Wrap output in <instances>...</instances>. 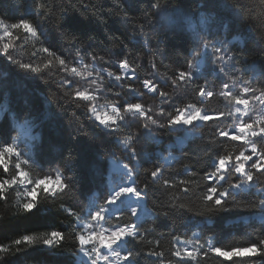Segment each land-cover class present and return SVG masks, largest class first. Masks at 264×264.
I'll return each mask as SVG.
<instances>
[{
  "label": "snow or ice",
  "instance_id": "obj_1",
  "mask_svg": "<svg viewBox=\"0 0 264 264\" xmlns=\"http://www.w3.org/2000/svg\"><path fill=\"white\" fill-rule=\"evenodd\" d=\"M205 3L200 7L205 9ZM181 7L173 0H104L97 8L92 0H79V8L90 15L77 23L92 19L105 25L106 16L122 30L123 40L108 37L110 47L64 27L78 11L73 0H29L25 13L29 18L11 23L0 18V55L39 74L45 83L55 77L58 91L49 92V102L60 112L67 109L58 101L86 102L90 118L120 145L108 148L96 141L108 176L105 183L104 172H99L103 191L88 204L63 169L30 179L29 160L15 143L0 145V202L7 204L10 192L22 189L17 215L36 208L41 194L52 200L75 197L81 204L79 209L61 206L71 218L67 231L25 234L0 243V264L38 245L72 252L75 260L70 258V264H143L147 258L151 264H200L210 255L230 264L237 260L264 264V259H254L264 258V223L254 240L230 248L201 243L195 233L192 240L183 239L180 233L170 236L165 249L160 237L166 233L145 227L157 216L169 217L175 225L177 212H194L189 206L193 200L210 215L244 210L264 221V58L258 65L256 60L249 63L242 55L248 41L243 47L233 43L241 21L245 27L258 20L264 28V8L256 13L254 5L227 0L221 7L229 9L231 17L220 19L210 12L178 14ZM48 30L73 49L70 57L47 45ZM169 35L188 40L186 49L173 48L183 58L179 66L167 50ZM258 39L264 40V34ZM29 41L33 47L29 58H17V50ZM215 99L223 107L209 108ZM24 117L30 123V113ZM67 122L79 126L77 134L91 138L87 130L81 131L83 124L74 111ZM229 141L238 142L239 148L227 150ZM76 160L71 151L65 156L66 165ZM205 165L210 166L201 171ZM69 236L72 246L64 249Z\"/></svg>",
  "mask_w": 264,
  "mask_h": 264
},
{
  "label": "trees",
  "instance_id": "obj_2",
  "mask_svg": "<svg viewBox=\"0 0 264 264\" xmlns=\"http://www.w3.org/2000/svg\"><path fill=\"white\" fill-rule=\"evenodd\" d=\"M28 2L29 0H0V18H4L9 23L15 22L17 18L22 16L29 18L25 16ZM225 2L227 0H173V3L190 10L193 16L199 15L200 12H210L220 19H228L231 17V12L227 8L221 7V4ZM240 2L244 5H254L256 13L264 8V3H261V0H240ZM73 3L77 4L78 11L65 22L64 27L80 34L84 39L94 36L98 45L100 41H104V45L110 47L111 42L108 37L113 40L124 39L120 35L122 30L113 21H108L106 16L102 17L107 23L105 25H100L92 19L84 23H77L76 21L86 20L90 13L88 10L79 8V0H73ZM92 3L99 8L104 0H92ZM204 3L205 9L200 7ZM81 13H83V17H81ZM243 23L241 21L237 24L236 31L233 33V35L238 34L242 42L234 41L233 43L237 47H243L244 41L247 40L248 51L242 55L246 56L249 63L256 60L258 65L259 59L264 58V48L260 47L264 40L258 39L264 34V28L261 27L258 20L248 21L247 26L241 27ZM252 36L257 39H252ZM44 38L47 45L61 55L70 57L73 54V49L66 42L60 40L54 31H45ZM187 43L186 37H172L171 35L168 37L167 50L178 66L183 63V58L175 55L173 48L183 46L186 49ZM36 47H40V45H36ZM32 51V43L29 41L27 46L17 50L16 57L26 61ZM135 51L142 56L146 55L139 49H135ZM147 58L150 59L151 57ZM165 63H170V61H165ZM164 71L165 69L161 68V72ZM245 78L247 79V77ZM54 80L55 77H52L45 83L39 74L26 72L9 61L6 56L0 55V105L4 100L8 104L5 113L0 118V145L14 143L19 138L16 122L25 121V112L30 113V121L35 125V131L39 132V138L34 140L32 148H27L21 152L22 157L29 160L30 163V166L26 168L29 177L31 179L41 178L42 175L61 168L66 175H71L69 181L71 187L86 204L90 196L101 189L99 172H104L105 177L108 174L106 162L102 159L100 144L96 141H100L108 148H119L120 145L114 135L109 134L105 128L90 118V114L84 107L86 102L64 104L63 100L58 101V104H63L67 109L65 112H60L57 104L50 103L49 92L58 91L53 83ZM25 88L27 92L22 90ZM109 99L111 98L107 97V100ZM76 103L81 104V106L77 107ZM208 107L216 109L223 107V104L220 100L215 99L209 102ZM73 111L81 119L83 124L81 131L87 130L91 138L77 134L78 125L70 126L68 124L67 121L71 118ZM226 148L230 151L233 148H239V144L229 141ZM28 151H30L29 154H27ZM69 151L77 156V160L74 164L66 165L65 156ZM209 166L205 165L201 171L206 170ZM20 190L16 189L10 192L7 204L0 202V243H10L13 239L20 238L25 234L41 235L54 229L67 231L70 227L71 218L65 214L61 206L74 209L81 207L80 202L75 197H57L52 200L51 198L44 199V194H41V203L36 208L23 215H17L18 204L22 202ZM189 206L194 209V212L190 213L187 210L177 212L175 225L166 216L154 217L155 222L150 221L145 225V227L155 228L157 233H166L165 236L160 237L165 249L169 246L172 234L183 233L182 238L188 239L196 229L200 232L201 243L211 239L214 245L219 247L245 246L248 240L255 239L253 235L260 233V226L264 223L250 211L239 210L210 215L203 211L199 201L193 200ZM245 217L248 219H243ZM148 239H153V236H149ZM71 246V237L69 236L68 242L64 244V249ZM148 246L150 245L146 240L145 247ZM70 258L75 260L72 252L63 249H49L43 245H38L6 258L5 264H70ZM254 259L264 258L257 257ZM143 264H151L150 258L145 259ZM200 264H230V262H224L222 258L210 255L207 259L200 261ZM236 264H241V262L237 260Z\"/></svg>",
  "mask_w": 264,
  "mask_h": 264
},
{
  "label": "rangeland",
  "instance_id": "obj_3",
  "mask_svg": "<svg viewBox=\"0 0 264 264\" xmlns=\"http://www.w3.org/2000/svg\"><path fill=\"white\" fill-rule=\"evenodd\" d=\"M183 13L188 15V16H193L191 14L190 10H186L185 8L181 7V11L178 14H183ZM0 34H2V30H0ZM233 37H234L233 42L234 41L242 42V39H241V37L238 34H234ZM22 90H25V92H27L26 88L22 89ZM105 100H107V97H105ZM100 102L104 103V100H101ZM2 105H3L2 108H0V118L3 116V114L5 113V111H6L7 107H8V104H7V102L5 100L2 101ZM16 127H17V130L19 132V138H17L14 143H15L16 147L18 148L19 152L21 153V152L27 150V148L30 149V148L33 147L34 140L35 139L37 140L39 138V132L35 131V125H33L31 121H30V123L26 122V120L25 121H17L16 122ZM33 136H35V139L32 138ZM29 152L30 151H28L27 154H29ZM110 170H111V165L109 164L108 165V171L110 172ZM107 176H108V174H107ZM107 176L106 177L104 176V182L105 183H106ZM99 180H100V184H101V189L98 190V191H95L94 195L90 196L89 201L86 204L91 203L92 201H94L96 199L94 196L95 195H99V193L101 191H103L104 183H102L103 177L101 175L99 176ZM21 192H22V189L20 190V193ZM87 211H88V209H85V212H87ZM255 217L257 219L261 220V217L259 215H255ZM243 219L247 220L248 218L245 217ZM105 226H107V225H105ZM193 233H195L197 235V237L200 239L199 230L196 229ZM193 233H192L191 237L188 238L187 240H192L194 238L193 237ZM183 239H185V238H183ZM209 241L211 242V244L213 246H215L214 242L211 239Z\"/></svg>",
  "mask_w": 264,
  "mask_h": 264
}]
</instances>
